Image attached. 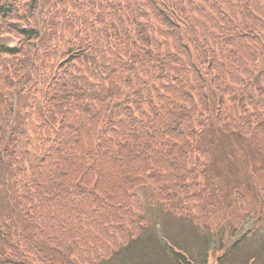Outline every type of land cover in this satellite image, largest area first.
<instances>
[{
	"label": "trees",
	"instance_id": "16d2710c",
	"mask_svg": "<svg viewBox=\"0 0 264 264\" xmlns=\"http://www.w3.org/2000/svg\"><path fill=\"white\" fill-rule=\"evenodd\" d=\"M259 174L264 0H0V264L110 263L145 186L242 221Z\"/></svg>",
	"mask_w": 264,
	"mask_h": 264
},
{
	"label": "rangeland",
	"instance_id": "374dc122",
	"mask_svg": "<svg viewBox=\"0 0 264 264\" xmlns=\"http://www.w3.org/2000/svg\"><path fill=\"white\" fill-rule=\"evenodd\" d=\"M5 42L10 46L16 45L15 39H6ZM259 175L258 180L262 182L264 175ZM137 194L144 204L148 226L138 241L123 249L108 264H163L165 256L156 246L159 241L173 249L181 247L197 264L203 263L205 251L210 253L208 263L217 264L221 254L229 252L235 244L238 249L224 264H252L253 255L260 258L258 264H264V192L259 194V199H255L257 213L253 209L254 199L250 194L246 195V214L242 221L240 215L237 220H229L224 213L197 210L195 207L199 205H189L190 215L177 216L167 210L161 199L156 198L153 186L141 187ZM237 196L240 197L239 193ZM206 239L210 240L207 247L204 246Z\"/></svg>",
	"mask_w": 264,
	"mask_h": 264
}]
</instances>
